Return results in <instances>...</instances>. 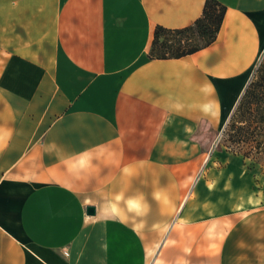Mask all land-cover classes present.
Masks as SVG:
<instances>
[{
    "label": "crops",
    "instance_id": "crops-1",
    "mask_svg": "<svg viewBox=\"0 0 264 264\" xmlns=\"http://www.w3.org/2000/svg\"><path fill=\"white\" fill-rule=\"evenodd\" d=\"M218 1L214 41L158 57L205 0H0V264H147L214 219L219 264H264V204L192 185L264 52V0Z\"/></svg>",
    "mask_w": 264,
    "mask_h": 264
},
{
    "label": "rangeland",
    "instance_id": "rangeland-1",
    "mask_svg": "<svg viewBox=\"0 0 264 264\" xmlns=\"http://www.w3.org/2000/svg\"><path fill=\"white\" fill-rule=\"evenodd\" d=\"M261 60H264V52L249 81ZM225 126L212 138V146L207 150V157L192 185L209 172L224 169L228 174L229 203L242 200L243 205L264 204V147L257 150L256 137L239 143L231 141L223 134ZM213 192L217 195L218 189H211ZM210 199L213 202L217 198L214 196ZM223 232L224 227L215 219L190 225L173 220L164 230L162 242L153 251L147 264H219V242Z\"/></svg>",
    "mask_w": 264,
    "mask_h": 264
},
{
    "label": "trees",
    "instance_id": "trees-1",
    "mask_svg": "<svg viewBox=\"0 0 264 264\" xmlns=\"http://www.w3.org/2000/svg\"><path fill=\"white\" fill-rule=\"evenodd\" d=\"M225 8L218 0H205L202 14L192 24L179 28L157 25L151 53L158 57H179L209 45L216 37ZM223 134L238 143L256 137L257 150L264 147V60L246 85Z\"/></svg>",
    "mask_w": 264,
    "mask_h": 264
},
{
    "label": "water",
    "instance_id": "water-1",
    "mask_svg": "<svg viewBox=\"0 0 264 264\" xmlns=\"http://www.w3.org/2000/svg\"><path fill=\"white\" fill-rule=\"evenodd\" d=\"M86 211L88 214H93L94 213V206L88 205L86 208Z\"/></svg>",
    "mask_w": 264,
    "mask_h": 264
}]
</instances>
